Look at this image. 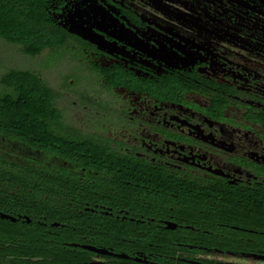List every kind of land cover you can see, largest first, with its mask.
<instances>
[{
  "label": "flooded vegetation",
  "instance_id": "flooded-vegetation-1",
  "mask_svg": "<svg viewBox=\"0 0 264 264\" xmlns=\"http://www.w3.org/2000/svg\"><path fill=\"white\" fill-rule=\"evenodd\" d=\"M44 6L56 113L0 131V165L26 167L0 183L4 244L11 226L56 264H264V0Z\"/></svg>",
  "mask_w": 264,
  "mask_h": 264
},
{
  "label": "trees",
  "instance_id": "trees-1",
  "mask_svg": "<svg viewBox=\"0 0 264 264\" xmlns=\"http://www.w3.org/2000/svg\"><path fill=\"white\" fill-rule=\"evenodd\" d=\"M45 1L0 0V39L19 46L24 55L32 58L44 50L62 45L63 38L56 37L53 25L45 19ZM0 87V121L6 123L0 131L9 133L10 138L21 137L26 123H31V128L35 129L38 121L56 113L52 104L54 92L36 72L7 70L0 77ZM42 135L46 140L51 133L45 127ZM25 168L15 163L7 167L0 165V183L9 181L6 177L11 179V183L22 178ZM1 228L0 264H56V261L48 260L47 257L53 254L42 246L40 238H27L22 235L25 234L23 228L16 230L10 226L8 236L13 241L9 248L1 236L5 227ZM29 231L32 230L29 228Z\"/></svg>",
  "mask_w": 264,
  "mask_h": 264
},
{
  "label": "rangeland",
  "instance_id": "rangeland-1",
  "mask_svg": "<svg viewBox=\"0 0 264 264\" xmlns=\"http://www.w3.org/2000/svg\"><path fill=\"white\" fill-rule=\"evenodd\" d=\"M61 67H63L62 63L56 66V52H46L40 57L32 58L24 55L19 46L8 44L0 39V77L10 69H43L45 81L56 86V73H61Z\"/></svg>",
  "mask_w": 264,
  "mask_h": 264
},
{
  "label": "water",
  "instance_id": "water-1",
  "mask_svg": "<svg viewBox=\"0 0 264 264\" xmlns=\"http://www.w3.org/2000/svg\"><path fill=\"white\" fill-rule=\"evenodd\" d=\"M83 33H84V31H83ZM82 37H83L84 39L90 40V38H88L85 34H82Z\"/></svg>",
  "mask_w": 264,
  "mask_h": 264
}]
</instances>
